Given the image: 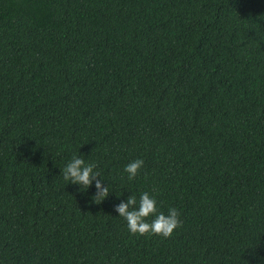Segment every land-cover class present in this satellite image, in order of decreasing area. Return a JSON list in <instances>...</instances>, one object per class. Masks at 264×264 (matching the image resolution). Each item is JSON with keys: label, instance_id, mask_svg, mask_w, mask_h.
Listing matches in <instances>:
<instances>
[{"label": "trees", "instance_id": "obj_1", "mask_svg": "<svg viewBox=\"0 0 264 264\" xmlns=\"http://www.w3.org/2000/svg\"><path fill=\"white\" fill-rule=\"evenodd\" d=\"M0 264H264V0H0Z\"/></svg>", "mask_w": 264, "mask_h": 264}, {"label": "clouds", "instance_id": "obj_2", "mask_svg": "<svg viewBox=\"0 0 264 264\" xmlns=\"http://www.w3.org/2000/svg\"><path fill=\"white\" fill-rule=\"evenodd\" d=\"M144 166L143 159H135L125 166V172L128 173V179L134 180ZM95 163H86L83 157L74 156L72 160L62 169V176L65 181L81 186L82 191L89 189L95 180L97 192L93 195L92 200L95 203H101L109 196V186L105 187L101 180L96 177L101 175L95 171ZM115 211L127 221V226L132 234L139 235H159L164 238H170L178 227H182L180 212L172 207L168 214L160 212L157 207V200L149 192H144L139 200L137 207V198L133 194L128 197L127 201L121 202L115 206ZM155 218L148 222L147 218Z\"/></svg>", "mask_w": 264, "mask_h": 264}]
</instances>
